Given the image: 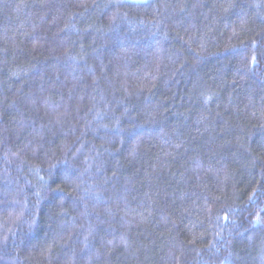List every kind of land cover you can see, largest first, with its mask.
Returning a JSON list of instances; mask_svg holds the SVG:
<instances>
[{
  "label": "trees",
  "instance_id": "obj_1",
  "mask_svg": "<svg viewBox=\"0 0 264 264\" xmlns=\"http://www.w3.org/2000/svg\"><path fill=\"white\" fill-rule=\"evenodd\" d=\"M0 264H264V0H0Z\"/></svg>",
  "mask_w": 264,
  "mask_h": 264
}]
</instances>
